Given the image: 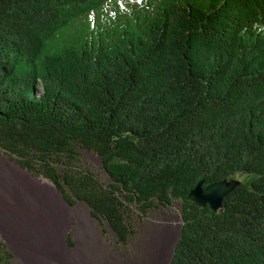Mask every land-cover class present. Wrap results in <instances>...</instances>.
<instances>
[{"label":"trees","instance_id":"1","mask_svg":"<svg viewBox=\"0 0 264 264\" xmlns=\"http://www.w3.org/2000/svg\"><path fill=\"white\" fill-rule=\"evenodd\" d=\"M0 151L119 244L178 203L168 264H264V0H0Z\"/></svg>","mask_w":264,"mask_h":264},{"label":"bare ground","instance_id":"2","mask_svg":"<svg viewBox=\"0 0 264 264\" xmlns=\"http://www.w3.org/2000/svg\"><path fill=\"white\" fill-rule=\"evenodd\" d=\"M78 216L52 184L0 155V235L26 264H97L88 260L86 228ZM180 221L178 213L163 212L159 228L149 233L141 255L131 264H163L165 251L171 252L178 237ZM70 230L77 240L74 248L67 242Z\"/></svg>","mask_w":264,"mask_h":264},{"label":"rangeland","instance_id":"3","mask_svg":"<svg viewBox=\"0 0 264 264\" xmlns=\"http://www.w3.org/2000/svg\"><path fill=\"white\" fill-rule=\"evenodd\" d=\"M0 155L7 157L9 161H11L13 164L20 167L23 170H26L25 168H22L13 157L3 153L2 151H0ZM83 157L85 164L92 171L96 172L97 174H99L101 177L104 178V175L101 173L99 169L100 161L98 160V158L88 153H84ZM31 175L38 180H46L41 176H35L32 173ZM248 177L249 176L247 175L238 174L234 176V179L238 181H244V179ZM63 200L65 201L64 198ZM67 205L71 209L72 208L77 209L79 215L78 217L86 228V231L83 236V241L84 243L86 242L85 244L87 247L89 246V253L87 254L88 260L90 263L95 262L97 264H131L136 258H138L141 255L142 248L145 242L147 241L149 233L159 228L160 226L159 223L161 221V218H163V212L167 211L171 215L172 214L174 215L175 213H178L180 215L179 204L173 203L171 206L168 207H164V208L159 207L157 209H151L144 217L138 218L134 216L133 217L134 234H132L129 237V239L125 244H119L116 241V238L113 235V233L110 230H108L107 227L104 226L99 220H97L94 216H92L86 204L77 201L72 206H70L68 203ZM68 232H69L67 234L68 245L70 248H74L77 246V240L74 237L73 230H70ZM0 240L6 245V249L11 255L9 264H26L22 254L17 250V248L14 245H12L8 240H6L1 235H0ZM175 242L173 244V247L175 245ZM173 247L171 249V252H168V250L165 251L163 264H168V261L170 260L172 255ZM50 264H59V263L56 261H51Z\"/></svg>","mask_w":264,"mask_h":264},{"label":"water","instance_id":"4","mask_svg":"<svg viewBox=\"0 0 264 264\" xmlns=\"http://www.w3.org/2000/svg\"><path fill=\"white\" fill-rule=\"evenodd\" d=\"M238 184V180L231 178L210 183L202 188V181H199L189 192L188 198L196 206L204 207L207 205L212 211L216 212L221 206L222 199ZM182 212V209H180V216Z\"/></svg>","mask_w":264,"mask_h":264}]
</instances>
